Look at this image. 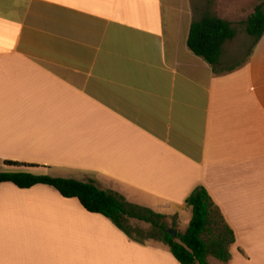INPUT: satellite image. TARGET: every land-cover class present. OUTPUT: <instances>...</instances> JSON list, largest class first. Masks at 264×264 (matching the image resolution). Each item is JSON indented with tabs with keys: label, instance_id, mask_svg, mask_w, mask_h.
I'll list each match as a JSON object with an SVG mask.
<instances>
[{
	"label": "crops",
	"instance_id": "1",
	"mask_svg": "<svg viewBox=\"0 0 264 264\" xmlns=\"http://www.w3.org/2000/svg\"><path fill=\"white\" fill-rule=\"evenodd\" d=\"M261 1L0 0V171L93 181L177 233L203 186L235 235L216 264H264V32L227 41L220 72L187 45L204 11L238 25ZM0 264L180 263L52 186L3 182Z\"/></svg>",
	"mask_w": 264,
	"mask_h": 264
},
{
	"label": "trees",
	"instance_id": "2",
	"mask_svg": "<svg viewBox=\"0 0 264 264\" xmlns=\"http://www.w3.org/2000/svg\"><path fill=\"white\" fill-rule=\"evenodd\" d=\"M241 24L252 37L253 44L257 42L264 32V3H256L251 15ZM236 34L234 24L206 10L190 24L187 45L214 72H220L219 59L223 46ZM5 163L35 166L13 161ZM3 182H10L19 188L36 184L52 186L63 197L77 198L87 211L106 216L131 239L141 243L150 239L163 242L180 264H209L208 256L222 262L231 258L230 247L235 241L234 231L203 186L195 187L185 199V204L191 207V219L186 230L173 237L162 221V214L128 203L119 194L100 189L93 181L38 175L27 171H0V183ZM130 219L148 223L149 228L143 230L132 227Z\"/></svg>",
	"mask_w": 264,
	"mask_h": 264
},
{
	"label": "rangeland",
	"instance_id": "3",
	"mask_svg": "<svg viewBox=\"0 0 264 264\" xmlns=\"http://www.w3.org/2000/svg\"><path fill=\"white\" fill-rule=\"evenodd\" d=\"M261 2H263L264 3V0H262ZM210 12V11H209ZM253 12V11H252ZM251 12V13H252ZM211 13V12H210ZM247 13V11H243L242 12V14H246ZM251 13H248V14H246L245 16V18L247 19L250 15H251ZM245 19V20H246ZM244 20V21H245ZM242 23V22H241ZM241 23H239L238 25L237 24H235V23H232V24H234V26L236 27V30H237V36H238V41H240L239 43H238V49H240V51H241V49H247V47H249L250 45H251V43H252V41H253V39H252V37L251 36H249L246 32H245V30H244V25H242ZM240 25H242V26H240ZM11 170H12V172H20V171H22V170H27V168L25 169V168H23L22 170L20 169V168H11ZM29 171L31 172V173H34V174H38L39 172L37 171V169H33V168H29ZM174 218L172 217V220H173ZM163 221H166V220H163ZM129 222H130V225L132 226V227H138V228H141V229H143V230H147L148 228H149V224L148 223H144V222H142V221H138V220H135V219H130L129 220ZM168 226H170L169 225V221H167V222H165ZM147 241H157V240H153V239H150V240H147ZM215 260V263L214 264H216V263H219L218 262V260L217 259H214ZM211 263V262H210ZM212 264V263H211Z\"/></svg>",
	"mask_w": 264,
	"mask_h": 264
},
{
	"label": "water",
	"instance_id": "4",
	"mask_svg": "<svg viewBox=\"0 0 264 264\" xmlns=\"http://www.w3.org/2000/svg\"><path fill=\"white\" fill-rule=\"evenodd\" d=\"M168 232H169L173 237H176V235H177V231L174 230V229H168Z\"/></svg>",
	"mask_w": 264,
	"mask_h": 264
}]
</instances>
